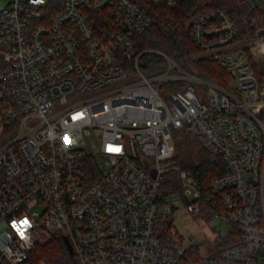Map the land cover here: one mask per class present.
I'll return each instance as SVG.
<instances>
[{"label": "built area", "instance_id": "2783aa9c", "mask_svg": "<svg viewBox=\"0 0 264 264\" xmlns=\"http://www.w3.org/2000/svg\"><path fill=\"white\" fill-rule=\"evenodd\" d=\"M181 1L0 8V264H51L35 252L57 235L69 238L74 264H264V77L251 60L264 59V23L243 29L225 7L192 18L199 53L230 76L219 85L138 46L149 5ZM239 1L249 12L264 5ZM237 42L245 44L231 49ZM145 52L162 57L152 68L162 70L142 69ZM177 82L184 87H164ZM183 130L227 166L211 181L209 217L240 240L215 257L190 258L198 244L174 227L176 209L200 214L192 171L170 163ZM172 169L182 189L164 196Z\"/></svg>", "mask_w": 264, "mask_h": 264}, {"label": "trees", "instance_id": "16d2710c", "mask_svg": "<svg viewBox=\"0 0 264 264\" xmlns=\"http://www.w3.org/2000/svg\"><path fill=\"white\" fill-rule=\"evenodd\" d=\"M214 7L227 8L243 29L245 27L250 28L252 23H264V5L262 4L249 12L246 5L239 0H183L173 6L164 3H151L149 12L152 16V23L138 37L139 48L141 50H161L182 65L193 69L202 78L219 85H226L230 77L228 72L214 58L198 55L199 50L194 44L190 28V22L196 14ZM245 37L242 35L241 39ZM163 63L162 57L156 52H145L141 59V66L145 72L152 70L153 65L162 67ZM252 63L258 76L264 77V59L258 61L252 59ZM164 87L178 89L184 87V84L180 82L167 83ZM188 135L183 130L178 132L174 138L179 142L178 140L183 136L184 140L181 144L188 147L189 144L186 139ZM193 139L195 140V138ZM186 150L187 153L183 155L175 153L170 163L192 171L200 192V197L197 200L200 206L199 213L208 217L214 211L212 201L216 198L210 187L211 181L217 175L224 173L227 166L220 156L209 152L201 145L197 155L189 148ZM167 174L169 176L167 179L164 177L162 186L163 195L168 196L172 193L181 192L182 187L178 171L172 169ZM165 224L163 236L171 238L169 229L173 223L171 220H165ZM239 240L238 230L231 228L230 232L220 239L218 252L237 244ZM189 257L200 258L198 245L189 249ZM35 258L43 259L51 264H74V256L69 252L64 237L61 235L55 236L47 245L37 247Z\"/></svg>", "mask_w": 264, "mask_h": 264}, {"label": "rangeland", "instance_id": "374dc122", "mask_svg": "<svg viewBox=\"0 0 264 264\" xmlns=\"http://www.w3.org/2000/svg\"><path fill=\"white\" fill-rule=\"evenodd\" d=\"M8 1L9 0H0V8L6 5ZM244 44L245 42H237L231 44L230 47L231 49H236ZM198 55H203V53L200 52L198 53ZM252 57L251 60H262L261 58L257 59L255 57ZM160 70H162V68L150 70L146 73L151 74ZM79 97L82 96H78V98ZM186 139L189 144L188 147L186 145L181 144L182 140H184L183 136L178 140L179 142H177L174 138L175 153H179L181 155L186 154V149L189 148L194 154L197 155L200 150V145L190 135H188ZM168 176L169 175L166 173L165 179H167ZM172 196L174 197L172 199L173 204H177L182 207L183 203H181L180 195L175 194ZM173 217L174 227L178 229L179 233L182 236H192V238L187 242V244H190V242H196L199 246V252L202 257H215L218 253V243L220 239L226 236L231 229L228 225L218 221L213 217L211 218L208 216L206 218L198 213H189L187 210L176 209Z\"/></svg>", "mask_w": 264, "mask_h": 264}, {"label": "water", "instance_id": "95a60500", "mask_svg": "<svg viewBox=\"0 0 264 264\" xmlns=\"http://www.w3.org/2000/svg\"><path fill=\"white\" fill-rule=\"evenodd\" d=\"M64 241H65V243L67 245V248H68L69 252L71 254H73V247H72V245H71V243L69 241V238L67 236H64Z\"/></svg>", "mask_w": 264, "mask_h": 264}, {"label": "snow or ice", "instance_id": "6c2138e0", "mask_svg": "<svg viewBox=\"0 0 264 264\" xmlns=\"http://www.w3.org/2000/svg\"><path fill=\"white\" fill-rule=\"evenodd\" d=\"M110 151L115 150L118 151V149H109ZM25 224H27V221H24Z\"/></svg>", "mask_w": 264, "mask_h": 264}]
</instances>
